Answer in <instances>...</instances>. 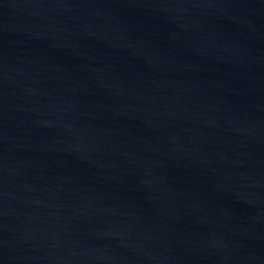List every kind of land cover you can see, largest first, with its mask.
<instances>
[{
	"label": "water",
	"instance_id": "water-1",
	"mask_svg": "<svg viewBox=\"0 0 264 264\" xmlns=\"http://www.w3.org/2000/svg\"><path fill=\"white\" fill-rule=\"evenodd\" d=\"M0 264H264V0H0Z\"/></svg>",
	"mask_w": 264,
	"mask_h": 264
}]
</instances>
